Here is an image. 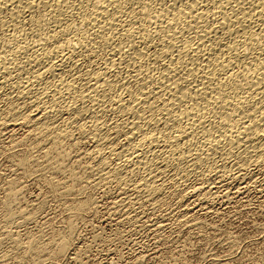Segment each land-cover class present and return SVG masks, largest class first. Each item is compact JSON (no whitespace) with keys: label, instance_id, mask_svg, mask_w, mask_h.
I'll return each instance as SVG.
<instances>
[{"label":"bare ground","instance_id":"bare-ground-1","mask_svg":"<svg viewBox=\"0 0 264 264\" xmlns=\"http://www.w3.org/2000/svg\"><path fill=\"white\" fill-rule=\"evenodd\" d=\"M0 156V264H91L98 211L157 240L264 203V0H0Z\"/></svg>","mask_w":264,"mask_h":264},{"label":"rangeland","instance_id":"rangeland-1","mask_svg":"<svg viewBox=\"0 0 264 264\" xmlns=\"http://www.w3.org/2000/svg\"><path fill=\"white\" fill-rule=\"evenodd\" d=\"M3 157L4 156H0V184H3L2 181L6 180L5 177H7L9 172V170L7 169L9 168L7 167L9 166L8 160L6 161V157H4V159ZM37 183H42L43 185L37 184L36 186V184L34 183H29L27 188H25L24 192L28 195H25L24 200L36 198L37 195L41 194H43L44 197L48 195V189L45 183L43 181ZM2 193L3 192L0 189V199H2ZM255 199H252L251 203L249 205H246V207L242 203H235L238 208L237 206L233 205L231 206L233 208H229V210L219 213V217L217 216V214L216 216L214 214L201 216L202 220H204L205 222V225L197 230H188L186 228H180L177 225H173L165 232H162V234H160L161 236L158 237L157 240L153 239L149 235H146L147 233H144L143 230H140L138 232L136 230L134 231V228L128 226L129 224L127 223L125 224L126 227H124L125 225L123 224L124 226L120 228L122 230L119 229L117 233L112 231L108 226L103 227L106 224L102 220V212L99 213V211L97 212V214L95 212L86 215V220L84 219L85 222L82 221V223L80 222L78 224L79 227L77 226L78 234L80 232L82 236L84 235L86 237L89 236L93 231H102V233H100L101 237L96 240V243L94 242L93 252H91L90 256H88V262H90L91 264H97V261L99 260L100 262H102L104 261V259H106L107 256L111 257L110 255H114L113 258L114 261L116 260V264H135L133 263L136 262L134 261V257L136 256V253L140 251L146 253V258L143 260V262H136V264H264V203L257 198ZM51 208L55 209V207L49 206L48 211L46 213H43L41 216L42 218H45L43 222L47 221L48 224L49 222L53 221L54 223H49L50 225L48 224L47 226L46 224H44L43 228H45V230L47 231L52 230L51 228L53 227L56 229L60 228V230H62V228L64 227L63 224H65L64 222H62L63 215L61 211L58 210V208H56L55 210H52ZM49 212L51 215H47L49 214ZM46 216H49L51 218V221H48L50 219L46 218ZM209 220L210 222H208ZM95 225L97 227H103L104 229H100V227L97 228ZM93 227H95V229ZM139 232H143L144 234L142 233L141 235ZM133 233L136 234L134 235ZM60 260L61 261L57 260V262L66 264L68 263L65 258H61ZM93 260L97 261H94V263H92Z\"/></svg>","mask_w":264,"mask_h":264}]
</instances>
